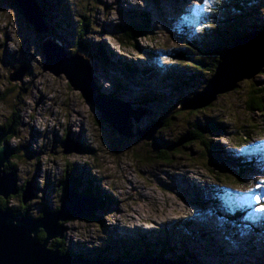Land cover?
Masks as SVG:
<instances>
[{"label": "rangeland", "instance_id": "rangeland-1", "mask_svg": "<svg viewBox=\"0 0 264 264\" xmlns=\"http://www.w3.org/2000/svg\"><path fill=\"white\" fill-rule=\"evenodd\" d=\"M225 1L66 0L69 10L63 9L60 6L62 3L45 6L46 9L56 10L53 13L56 19L54 28L49 30L46 26V33L37 34L31 26L27 27L19 9L11 1L0 0V95L9 89L3 101H0V125H5L4 122L15 114L19 119V124L13 125L17 134L9 141L8 148L20 154H23V149L25 152L27 148L30 149V153L27 152L29 154L21 159H10L17 167V186L23 188L29 182V189L32 188L29 194L32 199L25 205L26 209L36 218L45 208L57 210L62 203V195L55 189L62 180L64 184L83 180L79 190H94L99 196V186H102V192L111 197L106 199L102 195L107 202L106 208L97 211L99 218L96 221L72 219L63 223L66 231L63 232L61 247L70 253L95 259L97 255L90 252L104 249L112 240L122 246L127 238L149 236L152 231L160 232L158 229L162 227L191 221L188 232L183 231L184 226L181 229L169 228L179 234L173 232L174 236L169 235L171 249L166 257L178 259L182 256L190 264H264V248L257 252L250 248V241L264 243V216L262 223L253 224L250 217L245 221L241 217L238 224H229L206 206L208 200L212 206L215 204L214 191L219 189L224 194L231 191L237 197L249 193L252 198L249 197L247 201L252 211H262V207L253 200L255 190L260 191L264 198V145L254 146L264 142V138H261L264 136V113L249 112L248 103L252 96L249 92L264 87V75L258 73L252 79L241 81L236 90L219 96L211 106L198 109V113L182 110L176 119L170 121L172 128L161 127L157 130L156 140L159 137L169 145L179 137L186 138L194 122L202 124H199L201 127L215 125L216 132L205 137L217 145L218 153L225 159H218L217 153L212 155L216 149L214 147L207 146V150L199 142L192 145L185 142L178 147L181 148L180 154L172 153L167 163L159 159L163 156L159 152H165L159 149V141L153 143L139 137L132 140L119 137L100 118L96 109L83 99L81 93L73 89L64 74L56 77L49 70H44V42L57 41L61 45L59 50H54L58 63L50 67L56 71L65 70L64 61L73 58L78 47L76 33L67 31L69 24L66 19L71 17L76 25L79 17L86 15L92 31L84 37V42L99 58L96 63L92 53L85 54L93 62L90 79L94 89L103 99L116 98L134 110H148L150 113L139 124L131 123L135 131L145 130L146 127L149 129L160 123L161 119H157L159 116L181 103L178 98L192 91L172 94L168 80L159 82L160 75L154 73L155 78L147 75V78L138 75L130 77L121 65L133 62L143 68L154 65L158 71H167L171 63H177L179 66L171 67L190 77L191 65L186 66L187 60L176 58L174 52L184 49V41L196 38V34L205 26L210 29L218 17H226L227 11L223 12L221 7ZM83 8H86L85 11ZM126 10L131 13H125ZM139 12L148 13L153 27L147 36L137 39V44L146 50L124 47L113 36L119 25L126 24L122 16ZM247 14H255L254 19L259 23L264 21V0L250 6ZM254 19L250 21L251 24ZM248 26L251 28V25ZM52 31L62 38V43L53 38ZM101 47L105 48L112 63L102 60V56L94 51ZM19 66L26 72L21 81L11 83L10 75ZM262 70L264 72V67ZM118 82L121 89L116 88ZM151 91L158 94L154 106L141 102ZM262 95L264 92H258L255 97ZM242 128L250 134L246 142L236 134ZM67 137L76 143L86 144L92 151L63 154L61 144ZM241 143L245 149H253L243 152L244 149L236 146ZM255 151L261 153L260 159ZM242 152V156L250 152L254 158H258L259 164L252 172L238 176L234 165L228 163L226 157H240ZM212 167L215 170H210ZM217 168H224L230 177L211 173L216 172ZM238 177L244 183H240ZM9 198H12L9 207H19L18 198ZM227 205L232 209H235V205L243 207L241 204ZM109 206L111 208L107 209ZM222 206L223 211L228 213L227 206ZM217 209L222 211V208ZM250 228L254 230L250 232ZM184 239L188 243L181 246L179 243ZM53 241L55 239L50 241L51 245ZM118 247L117 253L124 254ZM110 257L115 258V255Z\"/></svg>", "mask_w": 264, "mask_h": 264}, {"label": "trees", "instance_id": "trees-1", "mask_svg": "<svg viewBox=\"0 0 264 264\" xmlns=\"http://www.w3.org/2000/svg\"><path fill=\"white\" fill-rule=\"evenodd\" d=\"M43 1H44V3H43ZM258 1L259 0H226L225 4L223 6H221L223 8V12L225 10L228 12V13L225 12L226 17L225 16L218 17L217 18L218 20L216 21V23L213 24V26L210 27V29L208 28V26H205L203 29H201L199 31V33L196 34V38L194 37V39H188V40L184 41V45H185L184 49L176 50L174 52L175 55H173V56H175L176 58L187 60L185 62V63H187V64H185L186 66L191 65V68L189 67L190 68L189 71L192 72V75L190 77L183 75V73H180V71H177L175 69H172V71H162V70L158 71L157 68L153 65L144 69L143 66H141L138 62H137L138 64L133 63V62H129V63L124 62L125 65H121V67L124 69V71H126V73L130 77H134V76L138 75L141 78H147V76H149V78L154 76V78H155L154 73L160 75L161 76L160 79L161 78L162 79L161 80L159 79V82H162L163 80H168L169 85H170L169 88H170L172 94H179L180 95V94L187 92L188 90L192 91V92L188 93L187 96L182 95L184 97L178 98L179 101L182 103L185 100H188L190 97H192L193 94L195 93V91H197L196 89H199L198 91H200L199 87H201V90L206 87L205 85H207V83L210 81V79H212V77L215 75L220 62H222V60L227 55L228 51L231 49V47H233L236 44V42L239 39H241L242 37H245L249 34H253V33L260 32V31L264 30V21L260 22V23H262L260 25L259 22H257L254 19L255 14L254 15L247 14V10L249 9V7L250 6L251 7L256 6V4H258ZM38 3H39V5L43 11V15H44L43 20H44V22H45V24L49 30H51V29L53 30V28H54L53 22L56 19L53 16V13H55L56 10L54 8H47L46 9L45 6H48L51 4L62 3L60 6L63 9L67 8L69 10V7L67 6L66 0H38ZM85 9L86 8H83L84 11H85ZM46 10H47V12H46ZM65 12H67V11L65 10ZM229 12H230V14H229ZM232 12L236 13L235 14L236 17H235V15L232 14ZM125 13H131V12L129 10L128 11L126 10ZM132 13H134V12H132ZM138 14L140 15V17ZM138 14H135V15L134 14H126V16H122L124 18L126 24L119 25L117 28V31L114 30L115 33L113 36H114V38H117V40L120 42V44H122L124 47L125 46H134L138 50H140V49L146 50L145 48H142L141 46H139L137 44V39H139L140 36L141 37L147 36V34H149V30L153 29V27H151L152 22L150 21V18L148 17V13L144 12V14H143L142 12H139ZM79 18L80 19L76 23V25L73 24L71 17L66 19L68 21V24H69V30H67V31H69L68 33H73V34L76 33L75 41H76V43H78L77 44L78 47L75 48V51H76L75 54L80 53L83 55V54L92 53L94 59L95 58L99 59L98 56L95 55V53L91 52L88 49L87 43L84 42V37L87 36V34L90 33V31H92L90 24L87 22L89 20H88L86 15H81ZM132 19H134V21ZM253 19H254L253 24H251L250 21H252ZM138 23L140 25H142V27H140V25ZM248 25H251V28ZM52 35H53V38H55L56 40H59V42H61V43L63 42L62 38L56 36L54 31H52ZM94 51L102 56V57H100L102 60L107 61L108 63H112V61L110 62V60H109L110 56L107 54L105 48H102V47L100 49L95 48ZM139 56L144 57L145 55H139ZM177 60H179V59H177ZM185 65H181V66H185ZM28 69H30L29 65H28ZM150 73H151V75H150ZM263 75H264V72L261 71V76H263ZM117 84H119V85H117ZM117 84H116V86H117L116 88L121 89L122 86H121L120 82H118ZM192 84H194V85H192ZM6 92H9V89L5 90L3 95H0V101H3V99L5 98V96L7 95ZM258 92H264V87L260 90L252 89V91L249 92L252 94L251 100L248 103V111L249 112L258 111L260 113H264V95L259 96V97H255ZM157 97H158V94H156V92H154V91H151V92L147 93V95L144 98H142L143 99L142 102L145 104L149 103L151 106H154L155 104H157V101H158ZM181 103L176 107L172 106L171 109H169L167 112L163 113L164 114L163 116H159L157 118V119H161V121L163 123L162 128L163 127H166L167 129L172 128L171 127L172 123H170V121L176 119V115L177 114L180 115L181 112H183L180 109ZM15 111H17V108L15 109ZM194 112L198 113L199 110H193V114H195ZM166 115H167V117H166ZM14 123H16V126L19 124V119L16 117L15 114H13L10 117V119H8L4 122L5 125H0V132L9 131V129L12 128L11 129L12 134L8 135L5 139V144L7 146H8L9 141L12 140L14 138V136L17 134L16 129L12 127L14 125ZM199 124L200 123H198V122L193 123L192 127L188 131V135L186 137V142H190V145L196 144L197 142H199L206 149H207V146H209L210 148L214 147V148H216L215 150H217V152H215V150H213V154L216 155V153H217L218 159H222L223 157L218 153L217 145L213 144L209 139H207L205 137L206 134L216 132L215 131L216 130L215 125L214 126L208 125V126L201 127L200 125H202V124H200V125ZM174 126H173V128H174ZM162 128H160V129H162ZM236 134L240 135V137L243 138L245 141H247L250 137V134L247 131H245L243 128H242V131H237ZM183 138L179 137L178 139L171 141V143H169V145H166L168 143L165 144V142H163V140L158 137L157 141L160 142L158 144L159 149H163L165 151V152H159V154H163V156L160 157L159 159L168 163L170 161L171 155L180 154L181 148L178 149V147H179L178 143ZM237 139H239V138H237ZM241 144H238L236 146H238V147L242 146ZM18 150L20 151V149H18ZM26 150H27V152L30 153L29 148H27ZM85 150L88 152L92 151V149H89V147H87ZM166 151L169 152V154L167 156H166V153H167ZM27 152H25L24 149H23V154L18 153V151L17 152L13 151V155H12L11 159H13L14 161L17 159H21V157L29 154ZM252 159H254V161H252ZM255 159L256 158H254L251 154H249L248 156L247 155L241 156L240 158L235 160V163L238 164L237 168H235V170L237 171V175L243 176L247 172H249L251 169V165H253V163L256 162ZM14 161L10 162L6 165V171L8 174L14 172L15 178H16L17 167H15ZM210 170H215V169H213V167H212V168H210ZM211 173H213V174L216 173L217 175H220V176L221 175H228V177H230V173H228V171L224 170V168H223V170L217 168L216 172L211 171ZM68 175L71 176L70 173H68ZM236 180H237V178H236ZM73 181H74V183L78 184L79 187L83 186V184H82L83 180L81 182L79 180H73ZM238 181L240 183H244V181L241 180L240 178L238 179ZM62 182H63V180L60 182V187L57 189V191L59 193H61V195L63 194L62 195V201H63L64 195L68 191V187L66 185H63ZM28 183L29 182H27L23 188H20L19 193L17 195H15V197L20 200L19 201L20 202L19 207H14V208L9 207V206H11L10 202L8 200H5L4 198H0V208L4 209V210H12L19 217H32L29 210L26 209V207L23 203V191L26 189V186ZM99 189H100V191H99L100 196L94 190H89V191H86L84 193H88L87 195H94V197H96L100 201V210H102V209L106 208V203H107L102 198V195H104V197L106 199H109L111 197H110V195L106 196L102 192L103 191L102 186H99ZM222 194H224L223 190H219V189L215 190L214 195H213L214 199H215V201H214L215 204H213V206H212L208 200V202H206V206H209V208L212 210V212L216 213L220 217H223L226 220L230 219L229 223L233 222V223L238 224V222L240 221V218L243 217L244 214L246 213V210L250 209V205L249 204L246 205L242 201L243 200L242 198L231 197V196L227 197L226 194H224V197H222ZM10 199L12 200V198H10ZM231 199H235L237 202H240L243 207L242 208L237 207L236 205H235V209H232V206L228 207L227 203L231 202ZM114 204L111 206H114ZM224 204L229 209L228 215L223 211L222 205H224ZM262 204H264V201ZM111 206H109L107 209L111 208ZM217 208H222V211H218ZM42 213H43V211H42ZM42 213L39 214V216L37 218L42 217V215H43ZM95 216H96V213H95V215H93V217L91 219L85 220V221H87V222L96 221V218H99V217L98 216L95 217ZM37 218L35 217V219H37ZM191 224H192L191 221L186 223V224L179 223V225L162 227V229H158L160 232H153L152 231L149 236L144 235V236L138 237L136 239H134V238L128 239L127 238L123 241L122 246L120 244H118V241L112 240V243L110 242L108 245H106V247L104 249H99L97 251L90 252V254H96L97 258H95V259H112L114 257H110V255H115V259L131 260V259H138L142 256H151V255H155V254L157 257L162 258V257H165L166 253H168V251L171 249V247H170L171 239H170L169 235H171V234L173 235L174 234L173 232H175V231H171L169 228L181 229V227L184 226L185 228L183 229V231L188 232ZM175 233L179 234L177 232H175ZM45 238H46L45 232L41 231V233L39 234V240H44ZM61 243H63V241L61 242L60 239H57L56 241H54L52 243V245L50 247L51 248H57L58 246L61 245ZM186 243H188V242L184 239V240H181L179 244L181 246H185ZM118 246L121 247V251L124 252V254H118L117 253V250L119 248ZM250 248L255 252L260 251V250H262V248H264V243H262L261 241L256 242V243L250 241ZM155 249H157L156 252L153 251ZM60 250L63 254H70L69 252H67L66 249L63 248V246L61 247ZM179 259L185 263L187 262L184 259V257H182V256H180Z\"/></svg>", "mask_w": 264, "mask_h": 264}, {"label": "water", "instance_id": "water-1", "mask_svg": "<svg viewBox=\"0 0 264 264\" xmlns=\"http://www.w3.org/2000/svg\"><path fill=\"white\" fill-rule=\"evenodd\" d=\"M11 1L20 11L27 27H32L37 34L47 32L43 20V11L38 0H8ZM28 23V24H27ZM61 45L57 41L46 40L42 50L45 56L44 70H49L60 77L64 74L74 90L81 93L83 99L99 113L100 118L105 121L112 130L120 135L119 137L132 140L139 137L142 140H149L156 143L157 130L163 126L160 123L151 126L149 129L136 131L134 124L150 113L148 110H134L129 104L118 99H103L94 89L91 83L92 62L86 56L75 54L71 59H65V70L56 71L51 65L58 61L54 58V50H59ZM60 57V56H59ZM56 61V62H55ZM264 67V30L249 34L239 39L231 47L225 58L220 62L215 75L207 83L203 91L196 93L191 99L182 104L183 111L198 110L211 106L218 97L233 92L239 87L243 80L254 78L261 73ZM14 69L10 75V81H21L26 70ZM132 122V123H131ZM13 127V126H12ZM12 129V128H11ZM0 132V198L8 200L15 196L20 189L17 186L15 173H7L6 165L10 163L13 151L4 146L5 139L12 134V130ZM134 130V131H133ZM186 138L178 143L182 145ZM65 155L82 153L85 147L69 137L62 143ZM28 185V184H27ZM32 188L29 185L23 191V203L26 205L31 199ZM99 202L92 197L83 196L71 185L65 193L61 208L57 211L45 209L42 217H19L12 210L0 208V264H186L183 261H176L171 258H150L142 256L134 260L125 259H87L73 255H64L60 246L56 249L50 248V241L63 239L64 222L70 220H89L99 210ZM44 231L46 238L39 240V234ZM192 258V256H190ZM190 262H192L190 260ZM190 264V263H187Z\"/></svg>", "mask_w": 264, "mask_h": 264}, {"label": "clouds", "instance_id": "clouds-1", "mask_svg": "<svg viewBox=\"0 0 264 264\" xmlns=\"http://www.w3.org/2000/svg\"><path fill=\"white\" fill-rule=\"evenodd\" d=\"M80 54V53H79ZM89 54V53H88ZM82 55V54H81ZM85 54H83V56H84ZM75 56V55H74ZM89 60H91V59H89ZM95 61H96V63H97V59L95 58L94 59ZM92 62V61H91ZM92 64H93V62H92ZM172 65H178L179 66V64H173V63H171ZM171 65V66H172ZM149 66H151V65H148V66H145V68L144 69H146V68H148ZM154 66V65H153ZM168 67V69H167V71H172V69H175L174 67ZM18 68H20V66L19 67H17V68H14V69H18ZM159 69H160V67H158ZM13 69V70H14ZM123 69V68H122ZM124 70V69H123ZM160 70H162V69H160ZM165 69H163L162 71H164ZM175 70H177V69H175ZM177 71H179V70H177ZM180 73H182L181 71H180ZM151 78H154V76L153 77H151ZM204 90V89H203ZM203 90H201V91H203ZM198 91V90H197ZM195 91V93L193 94V96L196 94V93H198V92H201V91ZM192 96V97H193ZM192 97H190L189 99H191ZM110 99H116V98H110ZM188 99V100H189ZM119 100V99H118ZM186 101V100H185ZM184 101V102H185ZM133 102V101H132ZM142 102V101H141ZM143 103V102H142ZM143 104H145V103H143ZM147 104V103H146ZM145 104V105H146ZM149 104V103H148ZM182 104H183V102L181 103V107H180V109H182ZM149 106H150V104H149ZM162 122V121H161ZM156 143H157V140H156ZM81 145H83L84 147H85V149L87 148V145L86 144H84V143H82ZM61 146H62V144H61ZM155 146V145H154ZM84 152H85V150H84ZM242 154V153H241ZM212 155H213V153H212ZM218 156V155H217ZM223 156V155H222ZM227 159L226 160H228V163H230V164H233L234 162H235V160H237V157H226ZM235 158V159H234ZM225 159V158H224ZM247 173H249V172H247ZM246 173V174H247ZM71 183V184H70ZM70 183H68L66 186L69 188V186H71V185H73V186H75V188L77 189V191L80 193V194H82L83 196H87V197H92V198H94L93 196L94 195H87L88 193H84V192H86V191H84V192H82V191H80L79 190V186H78V184H76V183H74V182H70ZM60 187V185L55 189L56 191H57V189ZM66 188V187H65ZM20 189V188H19ZM64 193V192H63ZM63 195V194H62ZM95 199L99 202V204H100V201L95 197ZM61 205H62V203H61ZM61 205H60V207L57 209V210H59L60 208H61ZM45 209H47V208H45ZM44 209V210H45ZM44 210H43V212H44ZM51 210V209H50ZM57 210H51V211H57ZM99 210H100V207H99ZM97 213V212H96ZM43 214V213H42ZM32 218H34L35 219V217H33L32 216ZM85 221V220H84ZM63 239H64V237H63ZM60 240H62V239H60ZM56 241V240H55ZM50 246H51V244H50ZM59 247V246H58ZM51 248V247H50ZM51 249H56V248H51ZM59 249H61V245H60V248ZM61 251V250H60ZM67 252H69L68 250H67ZM62 253V252H61ZM70 253V252H69ZM63 254V253H62ZM64 255H73V256H77V257H83V258H87V257H84V256H81L80 254H77V253H70V254H64ZM171 258V257H170ZM87 259H90V258H87ZM112 259H115V258H112ZM172 259V258H171ZM131 260H134V259H131ZM174 260H176V261H182V260H180L179 258L178 259H174ZM187 263H189V262H187Z\"/></svg>", "mask_w": 264, "mask_h": 264}, {"label": "bare ground", "instance_id": "bare-ground-1", "mask_svg": "<svg viewBox=\"0 0 264 264\" xmlns=\"http://www.w3.org/2000/svg\"><path fill=\"white\" fill-rule=\"evenodd\" d=\"M87 57V56H86ZM9 200H11L10 198L8 199V201ZM68 222V221H67ZM66 222V223H67ZM65 231H66V229H65ZM54 242V241H53ZM166 257V256H165ZM150 258H158L157 256L155 257L154 255H151V256H146V259H150ZM166 258H168V257H166ZM187 264V263H186Z\"/></svg>", "mask_w": 264, "mask_h": 264}, {"label": "snow or ice", "instance_id": "snow-or-ice-1", "mask_svg": "<svg viewBox=\"0 0 264 264\" xmlns=\"http://www.w3.org/2000/svg\"><path fill=\"white\" fill-rule=\"evenodd\" d=\"M257 202L258 203L260 202L259 199L257 200ZM261 210L264 211V206H262Z\"/></svg>", "mask_w": 264, "mask_h": 264}, {"label": "flooded vegetation", "instance_id": "flooded-vegetation-1", "mask_svg": "<svg viewBox=\"0 0 264 264\" xmlns=\"http://www.w3.org/2000/svg\"><path fill=\"white\" fill-rule=\"evenodd\" d=\"M63 154H64V153H63ZM62 183H63V185H67V184H68V183H65V184H64V181H63Z\"/></svg>", "mask_w": 264, "mask_h": 264}]
</instances>
